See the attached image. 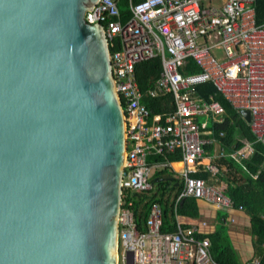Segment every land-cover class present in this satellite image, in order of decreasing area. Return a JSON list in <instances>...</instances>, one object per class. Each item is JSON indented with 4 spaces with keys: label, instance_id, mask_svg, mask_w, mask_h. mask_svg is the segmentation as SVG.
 <instances>
[{
    "label": "water",
    "instance_id": "water-1",
    "mask_svg": "<svg viewBox=\"0 0 264 264\" xmlns=\"http://www.w3.org/2000/svg\"><path fill=\"white\" fill-rule=\"evenodd\" d=\"M97 2L0 0V264H116L124 121Z\"/></svg>",
    "mask_w": 264,
    "mask_h": 264
},
{
    "label": "built area",
    "instance_id": "built-area-1",
    "mask_svg": "<svg viewBox=\"0 0 264 264\" xmlns=\"http://www.w3.org/2000/svg\"><path fill=\"white\" fill-rule=\"evenodd\" d=\"M253 1L128 0L131 18L125 23L120 22L118 0H98L92 12H86L88 24L102 27L108 48L115 47L116 41L119 47L109 51L125 135L116 264H218L210 256L209 240L197 239L196 231L185 229L177 218L175 232H160L161 208L157 203L150 204L144 231L139 232L129 196L152 189L151 170L169 168L176 185L181 186L176 204L193 198L220 211L234 209L223 184L216 187L194 178L203 147L216 143L217 158H231L237 163L250 158L253 149L243 142L240 149L227 152L210 136L207 121L222 122L223 109L210 96L201 100L195 87L210 81L238 114L248 111L250 130L264 144V24L254 21ZM212 49L220 51V58L211 54ZM154 58L160 60L159 74L140 92L135 66ZM190 59L200 71L182 73ZM165 94L171 95L173 108L150 117L142 97ZM176 152L181 154L179 168L173 167L174 162L146 161L151 155ZM203 169L211 175L219 173L211 164ZM258 263V258L252 259V264Z\"/></svg>",
    "mask_w": 264,
    "mask_h": 264
},
{
    "label": "trees",
    "instance_id": "trees-1",
    "mask_svg": "<svg viewBox=\"0 0 264 264\" xmlns=\"http://www.w3.org/2000/svg\"><path fill=\"white\" fill-rule=\"evenodd\" d=\"M128 0H118L117 6L120 12V22L125 23L131 18L128 9ZM138 3L142 0H133ZM254 21L257 25L264 24V0L253 1ZM117 41L115 47H109L110 53L118 50ZM160 71V60L154 58L135 66V76L140 92L145 91L150 83L158 76ZM200 68L190 59L187 65L181 70L182 73L198 72ZM195 91L201 100H207L210 96L218 102L223 109L222 122L207 124L210 136L219 142L227 152L243 147V142L251 144L253 153L250 158L240 163L231 158L222 160L226 168L220 181L225 188V195L232 201L234 209L242 208V211L249 217L248 231L250 236L256 237L252 244L253 255L258 257L259 263L264 264V144L257 141L256 136L251 132L249 123L227 102L223 96L215 91L210 81L200 83ZM141 103L149 112L151 117L154 114H161L173 108L171 95H159L155 98L142 97ZM221 134V136H219ZM210 146H204L203 150L209 152ZM181 154L168 153L163 156L151 155L146 158L148 164L162 163L164 161L179 162ZM179 167V165H177ZM196 179L207 180L206 173L195 175ZM173 179V172L169 168L155 170L151 177L152 189L147 193H131V211L133 213L135 227L139 232L144 231L145 220L151 203H157L161 208L160 232L173 233L176 231V218L184 217L189 219H200L199 209L193 198H184L175 203V198L181 190L176 186L177 181ZM165 180V181H163ZM226 215H220L218 222L222 223ZM197 239H208L210 242V256L218 264H240L236 253L231 248L225 229L218 227L213 233L199 234ZM248 264H252L249 263Z\"/></svg>",
    "mask_w": 264,
    "mask_h": 264
},
{
    "label": "crops",
    "instance_id": "crops-1",
    "mask_svg": "<svg viewBox=\"0 0 264 264\" xmlns=\"http://www.w3.org/2000/svg\"><path fill=\"white\" fill-rule=\"evenodd\" d=\"M211 149L209 152L204 151L203 157L200 161V167L197 170L196 175H203L206 173L208 176L207 180H203L206 183L218 185L216 187H221L223 184L220 181V177H223V173L226 172L225 166L222 164V160L226 158H217L218 145L216 143L210 145ZM251 157V156H250ZM179 162H174L173 167L179 168ZM214 165L217 168V175H211V173L204 172L202 170L205 165ZM175 165H179L176 167ZM218 166V167H217ZM215 176V177H214ZM217 181V182H216ZM196 206H198L200 219L194 220L184 217H177L180 224L185 229L192 228L196 232V235L199 234H210L216 230V227L228 228V233L231 236L233 247L237 252V259L240 264H248L249 261L252 263L253 258H258L253 255L252 244L256 237L250 236L248 227H249V217L242 211L233 209L230 212L220 211L214 206L208 204L203 200H195ZM226 215V218L223 219L222 223L218 222V217L220 215Z\"/></svg>",
    "mask_w": 264,
    "mask_h": 264
},
{
    "label": "rangeland",
    "instance_id": "rangeland-1",
    "mask_svg": "<svg viewBox=\"0 0 264 264\" xmlns=\"http://www.w3.org/2000/svg\"><path fill=\"white\" fill-rule=\"evenodd\" d=\"M211 54H212L213 56L217 57V58H220V56H221L220 51L215 50V49H212V50H211ZM200 121H206V120H205L204 118H201ZM208 123H209V122L207 121V124H208ZM217 167H218V166H217ZM153 172H154V171H152V170L150 171V175H151V177H152V175H153ZM216 229H217V227H216ZM225 232H226V235H227V238H228L229 244H230L231 248L233 249L234 253H236V256H237V252L235 251V249H234V247H233V243H232V240H231V236H230L229 233H228V228H225Z\"/></svg>",
    "mask_w": 264,
    "mask_h": 264
},
{
    "label": "bare ground",
    "instance_id": "bare-ground-1",
    "mask_svg": "<svg viewBox=\"0 0 264 264\" xmlns=\"http://www.w3.org/2000/svg\"><path fill=\"white\" fill-rule=\"evenodd\" d=\"M177 167V165H175Z\"/></svg>",
    "mask_w": 264,
    "mask_h": 264
}]
</instances>
